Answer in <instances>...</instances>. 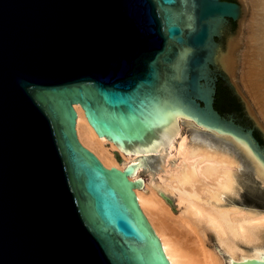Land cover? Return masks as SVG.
Returning <instances> with one entry per match:
<instances>
[{"label": "water", "instance_id": "obj_1", "mask_svg": "<svg viewBox=\"0 0 264 264\" xmlns=\"http://www.w3.org/2000/svg\"><path fill=\"white\" fill-rule=\"evenodd\" d=\"M236 1L0 0V264H170L131 168H107L79 141L76 105L126 148L159 138L180 108L264 164V125L230 70L250 15ZM229 19L240 22L223 46ZM220 77L242 104L222 89L221 109L253 126L216 109Z\"/></svg>", "mask_w": 264, "mask_h": 264}, {"label": "bare ground", "instance_id": "obj_2", "mask_svg": "<svg viewBox=\"0 0 264 264\" xmlns=\"http://www.w3.org/2000/svg\"><path fill=\"white\" fill-rule=\"evenodd\" d=\"M244 26L242 21L241 36L230 51L231 73L233 52L242 43ZM75 110L79 141L96 152L107 168H131L128 177L133 182L141 178L146 166L153 169L151 159L168 140L167 159L158 178L134 192L170 264H246L253 259L264 260V209L249 207L245 201H228L250 187L245 182L240 184L236 175L244 168L245 157L264 185V164L243 141L206 130L173 107L165 112L163 125H159L164 126L159 138L130 149L105 135L99 136L81 105ZM183 121L196 127L192 135L183 132ZM115 151L122 157L121 162ZM170 197L177 203L176 211L169 203Z\"/></svg>", "mask_w": 264, "mask_h": 264}, {"label": "rangeland", "instance_id": "obj_3", "mask_svg": "<svg viewBox=\"0 0 264 264\" xmlns=\"http://www.w3.org/2000/svg\"><path fill=\"white\" fill-rule=\"evenodd\" d=\"M246 3L250 7V15L244 20V27L246 28L242 43L233 52L235 62L232 75L236 85L241 90V98L251 102L252 108L264 125V0H246ZM241 23L239 24L240 34L238 39L242 32ZM249 25H251V28ZM182 129L185 134L192 135L196 127L193 123L183 121ZM167 144L168 140H166L165 145L160 147L162 151L151 159L154 164L153 169L147 166L142 169L139 175L141 178L138 181H134L136 188L142 187L144 183L158 178L157 173L167 159ZM107 147L109 148V145ZM131 147L134 148V146ZM131 147L130 149H132ZM236 154L238 153L236 152ZM120 164L122 163L119 162ZM241 169L236 173L239 183L250 184L253 182L256 187L262 190V196L258 195L254 188L248 186L244 190L245 192L239 196L230 197L228 201L237 203L245 201L249 207L255 206L256 208L264 209V185L262 180L258 176H252L254 175L252 169ZM245 174L250 177H246ZM255 194L258 196L256 197ZM169 203L173 211H176L177 203L174 198H171Z\"/></svg>", "mask_w": 264, "mask_h": 264}, {"label": "flooded vegetation", "instance_id": "obj_4", "mask_svg": "<svg viewBox=\"0 0 264 264\" xmlns=\"http://www.w3.org/2000/svg\"><path fill=\"white\" fill-rule=\"evenodd\" d=\"M222 1H229V2H234V3L239 4L236 0H222ZM241 19H242V16H241ZM239 22L240 21H235L234 19H229V21L223 27V32H222L221 37L220 36L216 37V41H218L219 43H222L223 46H224V41H225L226 37L229 34H233L235 32ZM222 89H224V91L225 90H227V91L229 90L230 91L227 94V96H225V101L226 102H229V101L233 100V102L236 103V105L238 107L237 108L238 110L242 108L241 99L239 98V96L235 93V91H233V89L227 84V82L222 77H220L219 81L217 82V91H218V93H217V98H216V102H215L216 109L219 112H221L223 115H226V116L233 115L237 119V121L239 123H241L242 125H244V126H247V127L253 126L251 123L247 124L246 122L242 121V119L240 117V112H237V111H227L226 112V111H223L221 109V107L219 106V102L222 99ZM255 134L258 137V139L261 140L260 134H259V132L257 130H255Z\"/></svg>", "mask_w": 264, "mask_h": 264}, {"label": "trees", "instance_id": "obj_5", "mask_svg": "<svg viewBox=\"0 0 264 264\" xmlns=\"http://www.w3.org/2000/svg\"><path fill=\"white\" fill-rule=\"evenodd\" d=\"M261 141V140H260ZM261 143H263L262 141H261Z\"/></svg>", "mask_w": 264, "mask_h": 264}]
</instances>
